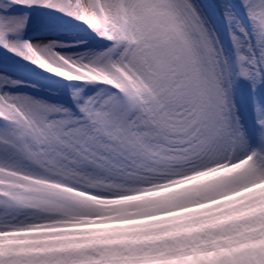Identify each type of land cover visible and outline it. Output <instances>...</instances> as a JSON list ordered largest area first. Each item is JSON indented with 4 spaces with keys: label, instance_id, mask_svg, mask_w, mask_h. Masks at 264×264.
I'll return each mask as SVG.
<instances>
[{
    "label": "snow or ice",
    "instance_id": "snow-or-ice-1",
    "mask_svg": "<svg viewBox=\"0 0 264 264\" xmlns=\"http://www.w3.org/2000/svg\"><path fill=\"white\" fill-rule=\"evenodd\" d=\"M12 6L103 46L26 39ZM218 14L226 39L198 0H0V49L69 83L0 72V264H264V0Z\"/></svg>",
    "mask_w": 264,
    "mask_h": 264
},
{
    "label": "rangeland",
    "instance_id": "rangeland-1",
    "mask_svg": "<svg viewBox=\"0 0 264 264\" xmlns=\"http://www.w3.org/2000/svg\"><path fill=\"white\" fill-rule=\"evenodd\" d=\"M211 17V23L217 28L222 38H225V26L221 20L218 9L226 0H198ZM237 4L238 0H231ZM10 15H26L27 24L24 30L26 39H51L58 40L71 47L85 50L100 48L102 42L87 28L71 17L47 9H25L12 6L7 10ZM0 72L11 74L14 79L22 82L19 90L49 98L57 101H68L69 83L62 82L59 78L51 77L37 69L34 65L22 60L4 49H0ZM256 99L264 105V85L258 87ZM232 99L237 107V114L243 119L251 117V90L247 81L236 80L232 89Z\"/></svg>",
    "mask_w": 264,
    "mask_h": 264
}]
</instances>
